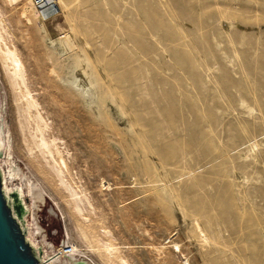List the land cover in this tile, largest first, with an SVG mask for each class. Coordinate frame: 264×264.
Masks as SVG:
<instances>
[{
	"label": "rangeland",
	"instance_id": "1",
	"mask_svg": "<svg viewBox=\"0 0 264 264\" xmlns=\"http://www.w3.org/2000/svg\"><path fill=\"white\" fill-rule=\"evenodd\" d=\"M62 1L46 20L28 0L0 10L83 215L29 151L1 57L0 85L9 161L46 191L72 253L186 264L179 243L190 264H264V0Z\"/></svg>",
	"mask_w": 264,
	"mask_h": 264
},
{
	"label": "water",
	"instance_id": "2",
	"mask_svg": "<svg viewBox=\"0 0 264 264\" xmlns=\"http://www.w3.org/2000/svg\"><path fill=\"white\" fill-rule=\"evenodd\" d=\"M0 85V264H94L68 251L62 217L20 164L4 159Z\"/></svg>",
	"mask_w": 264,
	"mask_h": 264
},
{
	"label": "bare ground",
	"instance_id": "3",
	"mask_svg": "<svg viewBox=\"0 0 264 264\" xmlns=\"http://www.w3.org/2000/svg\"><path fill=\"white\" fill-rule=\"evenodd\" d=\"M5 1L8 2L9 4L17 6L21 4L23 0H5ZM28 2L30 3L31 9L34 11V13L38 15V17H40L41 19L46 20L52 18L48 14V11L51 9V7L53 5L55 6L57 5L58 9L60 10L61 7L60 5L63 1L47 0L48 3H52V4L44 8L38 6L36 0H28ZM6 19L4 17L3 12L0 10V57L12 86L14 87L15 90L18 91V93L16 92L17 97L19 98V100H22L23 102V104L19 106V115L22 116L23 118L25 117L26 119V120L24 119L25 121L21 120L22 129L24 127L29 128V135L25 138L27 142L29 141L27 143L29 146L28 149H30L29 151L32 153V155L34 150H39L38 155L36 154L35 155L36 157H34L37 158L36 160L38 161H40L39 160L40 157L49 159L48 160L49 171L55 172V174H53L55 180L57 181V183H61L62 188L65 191H67L68 193L67 195L69 196L68 198H71L69 202L71 203L72 210H75V212L77 211L79 212V214L81 213V215H83L82 212L85 209L84 198L85 197L87 198V196L85 194V191L79 185H77V183L75 184L74 182L75 178L69 173L70 169L65 159L67 153L65 154V156L63 155V153H65L63 151L64 147H61L62 145V144L60 145L61 142L60 143L57 142L59 138L55 134L47 135V131H48L47 128L48 125L50 126V124L49 122L46 121V118H44L41 115L40 111L38 110L39 102L36 99V96L35 97L34 95L32 96V91L30 90V87L28 85L29 81H28L25 62L21 56V53L16 48V46L13 44L9 45L7 43L8 28L5 25ZM31 140H33L32 143H30ZM10 147H11L10 144L7 146V139L4 133V159L6 158L5 160L8 161L11 154ZM43 171L40 170L41 173ZM67 173H69L70 175L68 176ZM65 236H66L68 251L72 253L69 244L70 236L68 230ZM175 244H176L177 253H179L180 257L182 258V261H184V263L186 264H190L189 258L183 252L181 245L179 243H175ZM76 255L86 258L90 260L92 263L97 264L89 257L79 254Z\"/></svg>",
	"mask_w": 264,
	"mask_h": 264
},
{
	"label": "built area",
	"instance_id": "4",
	"mask_svg": "<svg viewBox=\"0 0 264 264\" xmlns=\"http://www.w3.org/2000/svg\"><path fill=\"white\" fill-rule=\"evenodd\" d=\"M38 3V6L41 8L47 7L48 5H51L52 3H48L47 0H36Z\"/></svg>",
	"mask_w": 264,
	"mask_h": 264
}]
</instances>
